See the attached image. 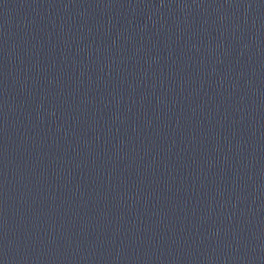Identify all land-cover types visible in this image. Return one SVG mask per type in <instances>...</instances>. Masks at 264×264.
Here are the masks:
<instances>
[{
    "label": "water",
    "instance_id": "1",
    "mask_svg": "<svg viewBox=\"0 0 264 264\" xmlns=\"http://www.w3.org/2000/svg\"><path fill=\"white\" fill-rule=\"evenodd\" d=\"M0 264H264V0H0Z\"/></svg>",
    "mask_w": 264,
    "mask_h": 264
}]
</instances>
